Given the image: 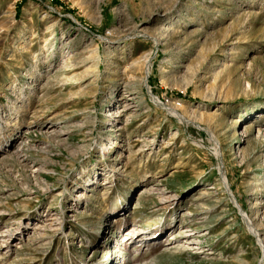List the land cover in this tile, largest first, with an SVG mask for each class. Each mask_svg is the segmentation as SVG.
<instances>
[{
	"label": "rangeland",
	"instance_id": "rangeland-1",
	"mask_svg": "<svg viewBox=\"0 0 264 264\" xmlns=\"http://www.w3.org/2000/svg\"><path fill=\"white\" fill-rule=\"evenodd\" d=\"M49 208L0 264H264V0H0V233Z\"/></svg>",
	"mask_w": 264,
	"mask_h": 264
},
{
	"label": "bare ground",
	"instance_id": "bare-ground-1",
	"mask_svg": "<svg viewBox=\"0 0 264 264\" xmlns=\"http://www.w3.org/2000/svg\"><path fill=\"white\" fill-rule=\"evenodd\" d=\"M124 92L125 93L121 94V96L119 98L120 104L118 106L119 107L121 106V108H120L118 114L120 115V117L123 116L125 113H127L129 111L132 112L134 110V108H135V104H134L135 103L134 102V100H135L134 95L135 94L133 95L132 92H129L127 90L124 91ZM46 132L47 131H45V133ZM52 132H54V131H52ZM30 133H31V131H29V130L27 131L26 130V132L23 134L22 137L26 138V136L29 135ZM60 134L62 136H64L66 134V132H60ZM65 138H67V137H65ZM24 140H22L21 142H23ZM24 143H25V141H24ZM15 148L17 149L16 151L19 152V150H20L19 146H15ZM20 156L22 157V155H20ZM33 171L35 172V174L39 173L38 172L39 169H37V168L35 170H33ZM108 184H109V182L107 180H105V181L101 182V184L99 186H101L103 188H106ZM86 190H87V192L88 191L93 192V189H86ZM85 194L86 193H78V194H76L75 199L77 200L78 203L80 202L79 200L87 198V196ZM171 200H173V197L170 195L168 197H165V199H163L160 202V204L164 207L165 205H167L170 202H172ZM70 210L77 212L75 209H70ZM44 216L45 217L43 218L41 224L37 223V224L31 225V226L26 225L27 228H25V229L21 228L19 230V228H17L15 231H13V230L10 231L8 229V230H4L2 233H0V249H1V251H3V253H7V255L8 254L10 255L11 253L16 252L17 251L16 249L22 248L31 239L33 240L34 238L42 237L40 239V242L46 241L47 238H48V237H46L47 236L46 230H50L53 235L59 234L60 233L59 230L64 225V220L62 219V217L58 218L56 213L54 212V210L51 209V208H49L47 210V212H46V214ZM68 216H73V214H69ZM20 231H21V233L23 235L20 236L19 242L13 243V241L16 239V235ZM180 231H182V230H180ZM183 234H184V238L186 239L185 242L187 244H192V238H193L195 233H189L187 231H184ZM156 237L157 236H155V235L154 236H150V235L146 234L142 230H136L134 228H130L127 231L124 232L123 241L125 243H130V242H134L135 240H137L139 243L143 244V243H147V242H149L151 240L156 239ZM105 264H113V261L110 259L109 262H108V260H107Z\"/></svg>",
	"mask_w": 264,
	"mask_h": 264
}]
</instances>
